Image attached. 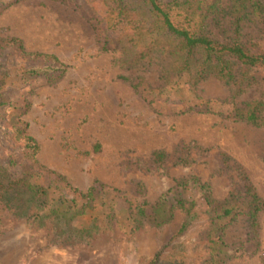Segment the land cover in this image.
<instances>
[{
  "label": "rangeland",
  "instance_id": "374dc122",
  "mask_svg": "<svg viewBox=\"0 0 264 264\" xmlns=\"http://www.w3.org/2000/svg\"><path fill=\"white\" fill-rule=\"evenodd\" d=\"M104 10L0 0V264H264V207L256 225L220 217L248 188L264 200V126L223 117L264 103V79L236 97L214 78L162 87L157 62L123 66ZM106 38L117 47L103 50ZM240 40L264 49V24L243 23ZM34 53L64 72L32 74L57 65ZM23 134L38 144L35 164ZM21 178L47 190L37 207Z\"/></svg>",
  "mask_w": 264,
  "mask_h": 264
},
{
  "label": "trees",
  "instance_id": "16d2710c",
  "mask_svg": "<svg viewBox=\"0 0 264 264\" xmlns=\"http://www.w3.org/2000/svg\"><path fill=\"white\" fill-rule=\"evenodd\" d=\"M104 10L107 27L119 31L123 36V66L135 67L157 62L159 80L162 87L173 83L177 78L187 76L188 84L194 89L198 83L214 78L227 85L235 86L232 97L245 88L264 79V49L256 42L240 40L243 23L264 24V3L261 0H227L221 6L220 0H99ZM228 19V27L224 26ZM219 33L227 29L231 36L225 40L211 36L210 27ZM14 45L18 51L23 47L16 38L2 40ZM119 38L103 40L101 48L117 47ZM36 57L50 58L56 66L34 67L32 74L57 71L64 72V64L54 55L34 53ZM264 103L250 100L232 107L223 114L230 121H244L253 126H264ZM208 111L210 109H207ZM22 142L33 158L38 150L35 139L23 134ZM59 180L64 178L52 172ZM28 200L37 207L39 198L47 195V190L26 181ZM26 184H25V182ZM91 189L84 194L91 196ZM248 202L243 205L224 206L220 217L233 219L239 214L249 217L257 224V215L264 207L261 199L250 188L246 191ZM54 213H59L53 210ZM37 217V215H35ZM157 257L149 264H156Z\"/></svg>",
  "mask_w": 264,
  "mask_h": 264
}]
</instances>
